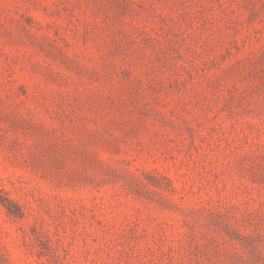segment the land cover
<instances>
[{"label": "rangeland", "instance_id": "374dc122", "mask_svg": "<svg viewBox=\"0 0 264 264\" xmlns=\"http://www.w3.org/2000/svg\"><path fill=\"white\" fill-rule=\"evenodd\" d=\"M0 264H264V0H0Z\"/></svg>", "mask_w": 264, "mask_h": 264}]
</instances>
